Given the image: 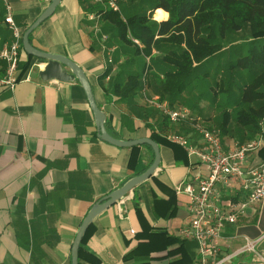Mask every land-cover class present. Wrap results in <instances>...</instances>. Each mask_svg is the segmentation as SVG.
I'll return each mask as SVG.
<instances>
[{"label": "crops", "instance_id": "0c3cea01", "mask_svg": "<svg viewBox=\"0 0 264 264\" xmlns=\"http://www.w3.org/2000/svg\"><path fill=\"white\" fill-rule=\"evenodd\" d=\"M48 3L0 0V49L10 40L3 21L6 4L11 7L14 22L22 28ZM163 15L156 19L162 20ZM85 17L79 0H61L53 14L32 32L31 44L63 55L83 70L94 100L105 114L106 131L122 140L149 137L151 132L165 138L179 134L202 147L203 140L192 123L170 121L150 103L156 97L157 102L167 106L151 85L143 86L132 99L121 100L113 95L112 78L123 57L118 56L116 46L105 44L106 35L100 28L90 33L91 19ZM115 56L119 57L117 63ZM31 63L13 89L0 86V264H71L72 242L88 210L141 173L149 152L142 147L133 168H129V147L115 146L98 137L80 84L42 81L37 72L44 61L33 59ZM2 73L0 68V76ZM180 107L186 106L175 103L170 108ZM260 135L264 145V121ZM232 141L225 138L221 144L226 148ZM159 148L160 162L154 174L127 193L123 203L113 204L92 221L93 231L84 248L98 258L99 264H136L137 260L125 259L124 255L144 241L137 235L148 228L157 226L156 232L147 234L148 241H165L161 230L180 236L179 228L188 216L187 196L177 193L175 185L187 181L195 184L206 168L195 157L186 154L184 161L179 152L175 155L167 146ZM262 162L264 158L250 154L244 166ZM153 196L175 197L177 206L171 217L167 212L160 216L153 211ZM262 233L264 200L259 213L223 227L220 253L240 247L245 236L256 238ZM258 249L264 253V238ZM193 252L197 257L196 244ZM144 259L148 264H168L173 257L159 250ZM224 264L256 263L250 253H242Z\"/></svg>", "mask_w": 264, "mask_h": 264}, {"label": "trees", "instance_id": "16d2710c", "mask_svg": "<svg viewBox=\"0 0 264 264\" xmlns=\"http://www.w3.org/2000/svg\"><path fill=\"white\" fill-rule=\"evenodd\" d=\"M107 1L79 0V3L86 17L91 13L96 16L95 20L89 21V25H97L98 28L102 25V31L109 32L105 44L116 42L127 50L112 78L111 92L114 96L121 100L132 99L143 86L149 84L170 108L175 103H181L182 93L187 90L189 79L200 65H205L207 74L215 65V76H218L215 78V87L218 89L212 94L215 95V101L211 99L218 108L215 127L207 125L192 111L190 115L203 127L217 131L220 141L228 138L242 143L261 134L264 121V0H142L150 5V13L134 12L128 16L121 14L118 5L120 0H115L117 10H113ZM157 9L164 13L160 21L152 18ZM26 27L21 28V33ZM239 31L247 34V40L240 46L235 44L237 41L227 45L228 35ZM32 32L29 35L30 42ZM92 32L93 28L90 29ZM119 57L115 56L116 63ZM33 59L41 61L27 55L21 43L16 73L18 80L32 65ZM242 72L244 75L240 76ZM220 94L224 95V102L219 101ZM149 138L159 146L171 148L175 155L179 152L185 161L183 147L156 132H151ZM142 147L148 150L149 157L141 172L153 159L149 145L129 147L127 163L129 168H133ZM251 154L264 158V145ZM176 206L173 196L166 199L152 197L153 211L160 216L167 212V216L171 217ZM156 227L137 235L138 239L143 238L144 241H139L124 258H134L138 261L136 264H148L144 258L151 252L163 250L167 257H173L168 264H194L197 261L198 256L193 252L195 242L192 240L169 235L164 230L159 233L166 236L165 241L145 240L147 234L156 232ZM92 231L93 223L82 237L78 264L80 261L99 264L98 258L84 248Z\"/></svg>", "mask_w": 264, "mask_h": 264}, {"label": "built area", "instance_id": "2783aa9c", "mask_svg": "<svg viewBox=\"0 0 264 264\" xmlns=\"http://www.w3.org/2000/svg\"><path fill=\"white\" fill-rule=\"evenodd\" d=\"M107 3L113 10H117L115 0H108ZM88 18L95 20L96 16L91 13ZM3 21L10 31V40L0 49V68L3 72L0 86L13 89L18 81L16 73L22 33L12 18L8 4ZM92 28L98 30L97 25ZM146 61L148 63V57ZM150 103L170 121L187 120L192 123L203 140V146L199 147L188 142L183 135L166 136V139L183 147L188 156L195 157L206 168L205 175L197 177L195 184L187 181L175 185L177 193L187 196L188 216L179 228V235L195 242L198 258L194 264H224L242 253H250L251 260L256 264H264V253L258 249L264 233L256 238L245 236L240 247L226 254L220 253L223 227L236 224L249 214L259 213L264 200V162L252 167L244 166L247 157L262 145V136L242 143L232 141L224 148L218 132L203 127L190 115L188 108H169L157 102L156 97ZM124 198L117 203H123ZM130 232L133 233V230Z\"/></svg>", "mask_w": 264, "mask_h": 264}, {"label": "water", "instance_id": "95a60500", "mask_svg": "<svg viewBox=\"0 0 264 264\" xmlns=\"http://www.w3.org/2000/svg\"><path fill=\"white\" fill-rule=\"evenodd\" d=\"M48 1L49 3L43 9V11L26 27V29L22 33L21 38L23 51L27 55L34 56L44 61L42 68H40L37 72L38 78L42 81H77L85 93L87 102L94 117L98 137L101 140L120 147H132L134 145L147 144L151 147L153 152L152 162L143 172L129 178L127 181H125L123 185L114 189L106 196L102 197L100 200L96 201L88 210L87 214L81 221L76 231L71 246L70 262L71 264H78V249L82 237L85 234L88 226L92 223V221L98 214H100L105 209L111 207L113 204L117 203L134 187H136L138 184L142 183L154 174L160 162V148L159 145L149 137L122 140L111 136L105 129V114L97 106L93 97L91 86L83 70L75 62L71 61L67 57L43 51L34 47L31 44V42L29 41L30 33L35 30L44 20L50 17L55 11L57 5H59V3L61 2V0Z\"/></svg>", "mask_w": 264, "mask_h": 264}, {"label": "rangeland", "instance_id": "374dc122", "mask_svg": "<svg viewBox=\"0 0 264 264\" xmlns=\"http://www.w3.org/2000/svg\"><path fill=\"white\" fill-rule=\"evenodd\" d=\"M118 5L123 16H128L134 12L150 13V5L142 0H120ZM154 15L155 10L152 14V18L157 20ZM100 30L103 34L107 36L110 35L109 32L102 31V25ZM228 37V41L226 42L227 45L237 41L235 44L240 46L243 44L244 40H247V34L242 31L233 32L229 34ZM110 45L116 46L118 56L122 57V55L124 56L127 54V50L119 47V44L116 42L111 41ZM161 54L162 53H159L158 55ZM212 62L215 63V59H213ZM214 67L215 65L212 66L208 74L205 72V65H200L198 67L197 72L189 79L187 90L182 93L180 105L186 106L190 111L197 114V117L203 120L207 125L215 127V117L217 116L218 108L215 107V95L212 96V94L218 89V87H215V78L217 79L218 76H215ZM202 73L206 74L203 76ZM239 74L240 76H243L244 72ZM224 86L226 87V85ZM211 99H214V101ZM218 99L220 102L225 101V97L222 94L218 96Z\"/></svg>", "mask_w": 264, "mask_h": 264}, {"label": "bare ground", "instance_id": "6f19581e", "mask_svg": "<svg viewBox=\"0 0 264 264\" xmlns=\"http://www.w3.org/2000/svg\"><path fill=\"white\" fill-rule=\"evenodd\" d=\"M162 10L161 9H157L156 10V15H155V18H159V16L162 14Z\"/></svg>", "mask_w": 264, "mask_h": 264}]
</instances>
